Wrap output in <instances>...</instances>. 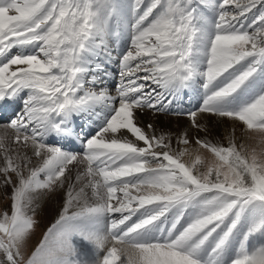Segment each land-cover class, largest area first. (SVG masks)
Masks as SVG:
<instances>
[{
  "label": "rangeland",
  "instance_id": "rangeland-1",
  "mask_svg": "<svg viewBox=\"0 0 264 264\" xmlns=\"http://www.w3.org/2000/svg\"><path fill=\"white\" fill-rule=\"evenodd\" d=\"M121 4L124 13L116 12ZM0 14L5 16L0 46L6 40L9 45L3 53L9 52L11 61L22 57L14 61L31 64L22 65L7 82L21 88L20 99L0 120V128L16 132L13 138L0 134V264H109L116 243L131 253L150 250L153 264H159L156 249L175 255L163 264H264V0H0ZM104 17L113 29L108 37L101 29ZM92 37L97 49L107 48L110 54L114 50L108 38L114 48L124 41L113 68L120 70L113 87L120 93L125 89L133 108L149 112L141 126L150 144L124 151L126 157L133 155L124 160L106 159L97 148L89 149L105 145L107 132L117 135L131 124L132 112L116 106L112 113L105 110L101 128L82 137L81 148H67L54 138L43 155L33 153L35 168L25 175L17 163L5 161L8 142L14 152L28 153L45 117L59 114L74 95L82 100L102 89L103 80L92 83L90 75L78 80L89 57L84 43ZM25 41L37 46L21 54ZM193 51L204 52V57L198 59ZM113 69L106 65L98 72ZM180 69L188 70L190 87L182 93L169 78ZM174 97L185 108L179 120L162 116L174 114L169 113ZM201 113L233 118L244 128L242 136H251L247 143L236 141ZM76 129L83 132L80 124ZM78 158L86 163L89 184L96 186L90 197L87 192L79 197L67 193V202L79 198L82 208L65 214L64 207L48 223L46 204H23L29 193L43 191L67 171L81 177L75 166L85 163L77 164ZM7 183L12 196L5 195ZM90 201L98 202L105 215L89 226V214L82 212Z\"/></svg>",
  "mask_w": 264,
  "mask_h": 264
},
{
  "label": "bare ground",
  "instance_id": "bare-ground-1",
  "mask_svg": "<svg viewBox=\"0 0 264 264\" xmlns=\"http://www.w3.org/2000/svg\"><path fill=\"white\" fill-rule=\"evenodd\" d=\"M116 2H115V5L118 4V2L117 3ZM122 5L123 4H121V6L118 7V11H116V12L124 13V6H122ZM4 17L5 16L0 14V24L2 23L1 18H4ZM106 18L107 17H104V21H105L106 25L105 24L101 25V27H102L101 29L104 30V32H105L103 34L107 33L106 36L108 37L113 29L111 30L112 26H110L108 24L109 22H106L107 21ZM118 23H119L118 21L114 22V24H118ZM93 31H95V32H93L94 34H98L97 32H99L98 29H97V31L96 30H93ZM116 35H118V33H116ZM99 36L101 37V35H99ZM78 39H80V37ZM94 39L95 38L92 37V38H88L85 40L84 46L86 48L84 50V53L88 54L89 57H87V59H85L84 62H82L83 66H84V71L82 72V74L80 75L78 80L83 78V74L90 75L91 77H90L89 81L92 83H99L100 80H103L102 89L97 94V96L84 95V97H82L81 95H79L78 97H80V98L82 97L81 98L82 100H80V99H75L76 95H74L71 100H69V99L65 100L67 106L64 105L62 111L59 114L58 113L50 114L44 118V121L39 123L40 126L38 125L39 129L36 130V132L40 131V134H39V136H34L36 139H38L37 140L38 142H31L32 140L29 141L30 151L28 153L26 150H24L23 152H14L12 149L14 147V144L12 145V142H10L11 140L8 142V145L6 146V149L3 152L5 161L8 163H17L20 170L22 171V173L23 172L26 173L25 175H28L29 172L33 168H35V162L32 159L33 153L40 152L41 155H43L45 145L54 138H57L58 141L60 143H62L63 145H67V148H69L70 145H72V144L75 145V146H73V150L81 148L82 145H84L82 137L86 136L87 134H92L96 129L101 128L102 123H104L103 118H105L107 115V112H105V110L109 111V112L111 111V113H112L113 109H116V106L118 107V110L125 109L128 113L132 112L131 113L132 114L131 115L132 116L131 124L129 126L125 127L126 130L118 133L117 135H111L109 132H107L106 137L109 138V141H105V143H104L105 145L101 146L100 145L101 143L98 146L90 145L89 149L91 150L94 147L97 148L98 152L100 154H102L101 156L106 157V159L108 158L110 160H112V159L117 160L118 158L119 159L121 158L120 160H122V159L124 160L125 158L128 159V158L133 157V155H131L130 157L129 156L126 157V155L124 154L125 153L124 151L129 150V149L140 150L145 146L148 147V145L150 144V142H149L150 139L147 136V134L145 133V130H143V128L141 126L142 125L141 122L144 120L146 121V118H148L149 112L144 108H140L141 110L138 108H133L131 106L134 103L132 101V97L128 96V94L125 92V89H122L121 93H120L117 91L119 89L118 87H115V86L113 87V85H114L113 83L115 81V75H117V72L120 71V70H114L116 67L115 61L119 57V53L124 49V47H123L124 41L121 40L119 43H116L115 48H114V47H112V45H114L113 41L111 40V38H108L109 40H107V43L111 44L110 45L111 49L114 50V52L111 50L112 54H110V53H108L107 48H105L106 50H102V49H100V47H99V49H97L98 48L97 46H99V45H98L97 41H95ZM35 46H37V45L33 44V43L30 44V43H27V41H25V42H23V46H20V52H21V54H23L24 52H26V50H29L30 48H33ZM1 47H2V50H0V88H2L3 90H2V92H0V106L3 110L7 109V108L13 109L14 106L19 104V99H20L19 97H20L21 88L8 87V83H11V80L14 77L13 74L15 73V71L17 69H19L20 67H22V65H23V67L24 66L26 67L28 64H30V61L28 60V63H25V64L23 63L24 61H22V60H18L17 62L14 61L16 59H24L22 57H17V58L14 57L12 59V61H11V59L9 60V55H8L9 52L3 53V48L9 47L7 40H6V44H4L3 46H0V48ZM108 49H110V48H108ZM96 50L99 52H96ZM194 53L198 59L203 58L204 54H205L204 52H201V53L200 52H194ZM6 60H8L7 63H5ZM106 65L111 66L112 69L113 68L114 69L111 70L107 74H102V73L98 72V69L100 67H105ZM194 68L196 69V65H194ZM210 70L211 69H209L208 71H210ZM5 72H8V75H5ZM187 72H188V70H186L184 72L183 70L180 69V72H178L177 74L175 73V75L173 77L172 76L169 77V78L173 79L174 87L172 84V88H175L177 90V92L182 93L183 90H185V88L186 89L190 88V87H188L189 85L187 84V81H186V77L188 76ZM92 73H94V75H92ZM196 75H197V73H195V76ZM168 76H169V74H167V75L164 74V77L167 78ZM59 77H60V79L64 78V77L62 78L61 74ZM169 78H167V79H169ZM46 80H49V79H46ZM225 80H227V78ZM22 81H24V80H22ZM22 81L20 80V82H22ZM167 81H169V80H167ZM167 81H166V83H167ZM193 82H194V77L190 81V83H192V86L195 84ZM221 82H223V81H221V80L219 81V79H218V81H217L218 85L221 84ZM5 83H6V85L3 88ZM212 84H215V82ZM39 85H41V84H39ZM29 86L31 87L30 84H29ZM40 87H42V86H40ZM194 88H195V86H194ZM35 89L38 90L40 88L36 86ZM48 90L45 89V92L47 93ZM118 93H119V96H118ZM49 96H50V94L47 95V99H50ZM117 96L121 99L118 102V104L116 103L119 100V99H117ZM221 96L223 97V95H221ZM43 97L46 98L45 96H43ZM218 98H220V97H218ZM179 102H180V100H177V97L176 98L174 97L173 104H171V108H170V111H173V112H169V113H174V114L171 116H168V115L165 116V114H163L162 116L170 117V118L172 116H175L173 118L182 119L183 118L182 115L185 112V108H183L182 105L179 104ZM52 103H53V101L49 105H52ZM47 104H48V102H47ZM169 113H167V114H169ZM2 114L3 113L1 112L0 116ZM97 115H99L102 118H99ZM198 115H200L202 117L204 116L209 122H211V118H213L214 120H212V121L215 123V125H217V126L220 125V127L226 133H232V135L236 141L244 140L247 143V141H248L247 137L251 136L250 132H246V133H244V137H243L242 136L243 132L240 129L241 125L236 123V121H234L233 118H225V117L219 118V117H215L209 113L208 114L207 113H203V114L201 113ZM180 121H182V120H180ZM78 124L82 125V127H83V129H82L83 132L80 134H77V132H76V130H77L76 127ZM11 125L13 126V124H11ZM12 128L13 127H10V128L9 127H1L0 128V134L3 136L11 135L9 137L13 138L14 135H16V132L13 130L14 128L13 129ZM241 128H243V127H241ZM208 133H210V132H208ZM111 139H113V140H111ZM97 140H96V142L99 141V140L98 141ZM100 142H102V141H100ZM111 142H113V143H111ZM106 143H109L110 145L109 144L106 145ZM94 145H96V144H94ZM112 145H115L114 148L112 147ZM118 145H120V146H118ZM131 150L129 153H131ZM15 151H17V150L15 149ZM58 153H63L64 155H68L67 152H65V151L64 152L59 151ZM60 157L63 158V156H60ZM64 157L68 158V156H64ZM0 161H2V159H0ZM76 163H77V161H76ZM84 163L85 162L83 160L78 158L77 164H84ZM75 167L74 168L77 169L78 172H81L83 174L81 177L76 175V174H72V172H74V171H72V172L67 171V172L63 173L62 176L60 175L61 178L59 177V178H56L55 180H52V183H53L52 185H46L45 187H41L40 189L43 191H39V193H36V192L35 193H33V192L29 193L26 197H24V199H23L24 203L23 204L24 205L27 204L29 206V205L33 204V201L39 203L42 206H43V204H46V206H43V212L45 215L44 219L47 220L48 223L52 219L56 220L62 214V209H64V207H67V209H66L67 212H65V214L70 213V212L73 213V211L75 209L78 211V209H79L78 207L83 206L82 203L80 206V201H78L79 198H71V199H69L70 202H67L68 201V200H66L67 193H69L71 195V197H72V195H74L75 197H79L78 195H83L85 192H87L89 194L88 196L90 197V194L95 191L96 186H91L89 184L90 174L88 175L87 169H85L86 163L84 165H76ZM230 170H232V169H230ZM23 174H22V176H23ZM19 177H20V175H19ZM12 179H14V178H12ZM2 184H4V183H2ZM13 191L14 190H12V186H10L9 183L4 185L5 195L12 196ZM86 202H88V201H86ZM102 202L103 201L101 200V203ZM87 207H89V208H87ZM87 207H86L87 209H85V211L82 213H86V215L89 214V216H86L89 218L86 221L85 215H81L80 219H83V221L85 219V221H86L85 223H87L89 226L94 224V221L91 222L92 219L98 218L97 220H101L102 218H104L105 214H103V212L100 211L101 208H100V205L98 202H95V203L91 202ZM74 218H78V216L76 215V217H74ZM77 224L80 225L83 223H80V220H79V222L77 221ZM79 231H81V230H79ZM261 235H262V233H261ZM136 236H138V234H136ZM261 237L259 236L258 238H261ZM124 238H125V236L118 237V239H120L122 241H124ZM146 238L147 237H145V239ZM113 242L116 243L115 240H113L112 243ZM117 244L118 243L113 244L114 247L111 249L112 253L108 259L109 264H153L151 262L153 260L152 259L153 255H152V252L150 250H148L146 248H143V249L141 248V249H138V250L133 251L131 253V252H128V250H126L124 248L121 249L120 245H117ZM155 253H156V255H158L159 264H163L164 262H167L169 260H173L174 256H175L173 254V252H170L168 250H163V249L161 251H159V250L157 251V249H156ZM116 254H118V256Z\"/></svg>",
  "mask_w": 264,
  "mask_h": 264
}]
</instances>
